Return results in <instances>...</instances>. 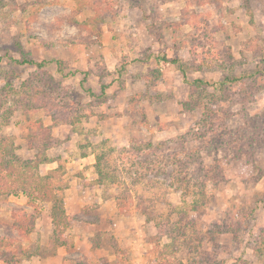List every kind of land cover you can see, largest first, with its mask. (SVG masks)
Returning a JSON list of instances; mask_svg holds the SVG:
<instances>
[{
	"label": "rangeland",
	"instance_id": "obj_1",
	"mask_svg": "<svg viewBox=\"0 0 264 264\" xmlns=\"http://www.w3.org/2000/svg\"><path fill=\"white\" fill-rule=\"evenodd\" d=\"M24 58L44 66L15 61ZM180 65L189 81L241 80L230 89L231 100L211 101L195 90L199 101L186 108L194 92ZM206 103L224 114L217 132L225 137H217L216 148H200L205 197L196 211V194H182L169 178L155 176L169 163L153 171L143 158L136 179L134 154L148 156L151 150L137 148L149 140L170 142L168 152L180 148V136L198 128ZM47 127L59 141L46 152L55 162L40 165V173L60 165L64 197L69 188L76 194L69 209L84 204L79 223L67 231L71 240L81 235L65 257L68 264L114 260L108 248L96 250L81 239L94 228L123 240L124 264H232L238 258L264 264L252 250L264 228V0H0V139L22 159L33 158L26 138ZM110 147L123 152L109 153L104 172L116 161L121 180L99 184L95 155ZM90 161L92 172L78 169ZM116 196L131 201L134 213L120 215ZM139 198L153 206L152 221L136 212ZM104 203L115 213L102 216ZM48 207L39 205V235L24 239L12 227L11 212H32L25 195H0V258L11 237L25 246L42 244ZM158 219L175 236L174 247L164 248L172 242L168 233L155 239Z\"/></svg>",
	"mask_w": 264,
	"mask_h": 264
},
{
	"label": "trees",
	"instance_id": "obj_2",
	"mask_svg": "<svg viewBox=\"0 0 264 264\" xmlns=\"http://www.w3.org/2000/svg\"><path fill=\"white\" fill-rule=\"evenodd\" d=\"M167 62L177 63L175 59H167L163 57ZM20 64H34L37 67H43L44 61L36 62L33 59H22L15 60ZM59 63V61H58ZM180 70L182 72L183 78L193 89L194 94L191 96L194 99H190L193 102H184L183 106L186 108H193L199 98L195 90L203 92L204 95L208 97V100L221 101V100H231L230 89L233 87L235 82L241 80L238 76L226 75L222 79L217 81H209L202 78H195L191 81L187 80L185 75L184 67L180 65ZM213 88V91L208 92V88ZM192 92V93H193ZM248 100V95H245L241 100V103H245ZM204 117L201 118V123H197L198 128L192 129L189 136H180V148L175 151H166V143L160 142L153 144L152 141L142 142L139 148L141 153L146 150H151L148 156H140L134 154V176L136 179H140L142 172L139 171V165L145 163L143 158L149 159V163H153L151 168L153 171L158 167L159 162L169 163V168H166L165 163L163 167L155 170V176L161 174L170 179L168 184L177 186L176 191L182 194L194 193L197 198H194L192 205V210H199V206L203 204V198L205 197L204 187L205 182L202 178H205L204 171L201 167V157L199 155L200 148H216L221 141L217 137L223 139L220 133L217 132L218 127V117L224 114L219 109L211 108V104L206 103L203 106ZM221 117V116H220ZM219 117V118H220ZM199 124H202V130H199ZM26 145L28 149L34 150L33 158L22 159L20 155L14 152L13 144L8 143L6 146V138L0 139V195H10L21 191L26 197V203L32 208L31 213L21 212V210H12V227L17 231L18 236L24 239H29L31 233L35 229V222L37 219V213L39 210V205L42 202L51 203L50 216L53 225L52 231L49 236V241L47 245L43 246L40 244L39 240L30 241L28 245H24V242L16 240V238L11 237L7 240L5 244V250L1 252L2 257L0 260L3 264H21L23 260H29L33 256L46 257L56 253L58 247H65L68 252L74 251L73 240L69 239L67 236V231L73 225V222L77 220L76 216L69 215L66 212L64 194L63 191L67 186L63 185L60 179L57 178L56 174L61 171V166L58 165L56 168L50 169L46 173H40V165L52 161L48 158L46 152L52 146L55 145L58 139L51 135L49 128H42L39 132H34L27 136ZM172 141V140H170ZM190 141H198L199 144L196 146H185L186 143ZM235 142V141H234ZM170 143V142H169ZM168 143V144H169ZM169 146H167L168 149ZM239 147V146H237ZM134 146V149H136ZM118 150V151H117ZM123 152L121 149H116L115 147L108 148L107 152H101L95 155L94 168L97 174V183H103V181L108 180L110 184L119 182L121 178L116 174V170L119 165L114 161V167L111 172H104L103 162L108 157L109 153L113 152ZM114 159V158H113ZM118 160V159H116ZM155 163V164H154ZM106 164V161H105ZM193 164L196 166L194 167ZM161 168V169H160ZM150 168H148L149 170ZM130 171H127L129 173ZM133 173V172H132ZM63 174V173H62ZM193 189L191 190V188ZM116 202L118 205V210L120 213L129 214L132 211L131 201L126 202L124 196H116ZM143 198H139L136 204V212L142 216H145L146 221H152L154 217V210L151 208L152 205L146 206L143 202ZM181 218V217H180ZM156 237H162L165 233L168 235L171 233L166 225H164L161 220L155 222ZM230 227H226L225 230L229 231ZM172 238V242H167L164 244L165 247H174L175 236L169 235ZM92 245L94 247H105L108 248L110 253L116 256L115 260L111 261L113 264H124L123 257H126L125 250L121 248L117 240L106 232H97L92 237ZM252 250L259 256L264 258V228L260 230L258 239L255 240ZM125 260V259H124ZM103 260L99 264H110V262ZM71 264H76L75 260H72ZM159 264V263H158ZM232 264H248L244 259L238 258Z\"/></svg>",
	"mask_w": 264,
	"mask_h": 264
},
{
	"label": "crops",
	"instance_id": "obj_3",
	"mask_svg": "<svg viewBox=\"0 0 264 264\" xmlns=\"http://www.w3.org/2000/svg\"><path fill=\"white\" fill-rule=\"evenodd\" d=\"M87 158H89L90 156H93V154H90V155H88L87 154ZM83 158H85V157H83ZM82 158V159H83ZM55 161L54 160H52V161H50V162H47V163H43V164H53ZM43 164H41V166L43 165ZM92 164H93V161H90L89 162V164L88 165H90V166H85L86 164H80L79 166H78V169L79 170H86V172H92V169H93V167H92ZM53 169V168H52ZM91 177H93V173H92V176ZM91 177H88V178H90L91 179ZM67 191L65 192L66 193V197H64V201H65V208H66V212L69 214V215H72V216H77L78 215V213H79V210H80V208L82 207H84L83 205V203L82 202H80V204H78V206L76 207V208H74V210H70L69 209V200H70V198L69 197H71V196H74L75 197V192L73 193V191L74 190H71V188H69V189H66ZM79 197V196H78ZM26 198V197H25ZM73 198V197H72ZM71 198V199H72ZM76 198V197H75ZM80 198V197H79ZM47 203H49V202H47ZM108 204H106V203H104V204H102L100 207H99V209L98 210H102V216L103 215H112V213L114 214L115 212H108V210H109V206H107ZM78 208V209H77ZM81 208V209H82ZM48 210H47V213H46V220H45V217H44V221L46 222V223H44L45 224V226L47 227V228H45L44 229V232H43V230L42 229H40V231H42L41 232V234H40V241H41V243H42V245H47V243H48V241H49V236H50V233H51V231H52V228H53V225H52V222H51V216H50V207H48L47 208ZM84 209V208H83ZM111 210V209H110ZM118 212H119V210H117ZM133 211V212H132ZM132 211H130V213L129 214H126V216H129V215H131L132 213H134V210H132ZM120 213V212H119ZM41 214H42V209H41V213H40V216H41ZM122 213H120V215H121ZM120 215H118L119 217H120ZM39 216H38V218L36 219V222H35V229H34V232H36V234H38L37 233V231H38V221H39ZM80 222H82V223H86V222H83V221H80ZM75 223H79V220H76V221H74L73 222V225L75 224ZM87 225H88V223H86ZM97 224V223H96ZM91 225H94V223L93 224H91ZM98 225V224H97ZM72 228V227H71ZM71 231V229H68V231ZM96 230H95V228H94V230L93 231H91L90 232V234H89V236L88 235H85L84 237H81V239L83 240V239H87V241H88V243L90 242L91 243V246H92V236L93 235H95L96 233ZM95 233V234H94ZM39 235V234H38ZM109 235H112L113 236V234L112 233H109ZM81 235H76V236H73V243H74V251H75V249H77V245H78V242H77V239L80 237ZM116 240H117V242H118V244L121 246L122 245V243H124V242H122L123 240L121 239V238H119L118 237V235H117V238L115 237V236H113ZM123 247V246H122ZM121 247V248H122ZM96 248V250H103V249H105V247H95ZM122 249H124V248H122ZM107 252H106V254H111V256H113L114 258V260H115V258H116V256L114 255V254H112V253H110V251H108V249H105ZM125 250V249H124ZM104 253H102V255H103ZM69 254H68V250L65 248V247H58L57 248V250H56V253L55 254H52V255H48V256H46V257H41V256H38V257H31V259H29V260H27V262H30L31 264H68V263H70V261L71 260H69V259H65V257L66 256H68ZM109 256V255H108ZM40 259V260H39ZM109 260L108 261H110V264H112L111 263V261H113L112 260V258H108ZM72 263V262H71ZM114 264V263H113Z\"/></svg>",
	"mask_w": 264,
	"mask_h": 264
}]
</instances>
